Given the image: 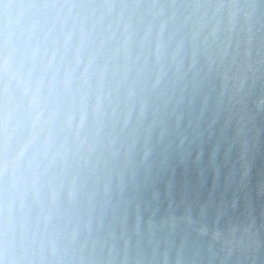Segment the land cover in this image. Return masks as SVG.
<instances>
[{"label": "clouds", "instance_id": "1", "mask_svg": "<svg viewBox=\"0 0 264 264\" xmlns=\"http://www.w3.org/2000/svg\"><path fill=\"white\" fill-rule=\"evenodd\" d=\"M0 264H264V0H0Z\"/></svg>", "mask_w": 264, "mask_h": 264}]
</instances>
